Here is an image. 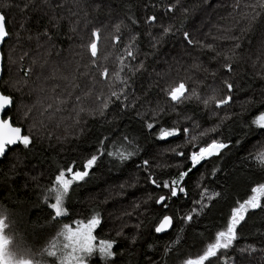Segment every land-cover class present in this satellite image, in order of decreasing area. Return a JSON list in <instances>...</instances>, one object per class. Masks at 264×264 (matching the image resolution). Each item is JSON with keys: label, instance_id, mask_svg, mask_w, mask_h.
<instances>
[{"label": "trees", "instance_id": "16d2710c", "mask_svg": "<svg viewBox=\"0 0 264 264\" xmlns=\"http://www.w3.org/2000/svg\"><path fill=\"white\" fill-rule=\"evenodd\" d=\"M40 1L0 0V4L8 5V7H0V13L6 17V31L10 34L1 48L3 71L0 90L4 94L13 96L15 100L3 116L11 117L14 125L22 128L23 134H28V120L23 122L19 117L21 112H27L29 108L24 109L23 102L20 103L16 94L9 91L3 84L7 78L3 48L14 30L20 29L19 23L22 19L30 25H32L30 22L34 23L32 31L41 27L39 31L48 32L56 45L51 49L53 53L56 48L65 51L69 46L71 20L83 18L85 21L98 22L101 16L106 15L102 12H106V8H109L111 10L109 16L113 18L109 20L107 16L108 20L112 24L117 20L123 22L121 38L130 35L137 37L138 43L135 44L137 55L135 59L124 57L123 65L120 67L121 76L129 78V87L126 88V92L130 107L121 110L120 101L110 96L112 90L106 89L108 84L106 79H110L116 65V63H108L104 65V69H107L105 75H101L104 69L100 74L93 71V76L97 79V81L94 80L96 93L101 94L102 98L109 97L113 101L107 109H104L103 116L94 111L97 109L95 107L94 114L84 123L78 136L66 142L56 143L32 133V144L29 149L13 146L6 155L0 157V207L7 209L11 226H14V229L11 227L13 233L15 231L19 236H23L26 232L31 233L27 236L28 240L25 238V242L37 245L43 242L53 229L63 223L88 219L91 213L96 211L100 213L101 218L104 217V220H101L95 235L116 241L113 249L115 255L111 258L115 264H182V261L189 256L201 254L206 244L214 239V233L219 230V226L222 223L226 224V213H230V207L234 206L235 200L246 198L254 182H264V169L255 159L256 150L264 141V129H257L251 124V119L259 114L258 109L264 110V13L252 22L251 27L242 18V12L249 11L245 5L255 4L257 1L103 0L101 7L96 8V2L99 0H94L92 3H84V0L78 3L77 0H71L70 9L67 10L62 5L54 3L60 0H47L54 3L49 6V13L52 14L53 20L44 15L43 8L37 11L33 9V3ZM237 3L240 5L239 10L236 7ZM26 4L27 7H25ZM169 5L175 6L172 12L167 11ZM85 13H87L86 16ZM148 15L157 17L156 21L151 24L145 23ZM218 15L221 16L220 21L215 25L218 34L213 30L210 36L217 38L219 36L220 39L218 41L204 39L206 44H212V49L215 48L216 53L219 52L221 55L217 57L215 51L207 52L208 49L201 48L200 45L190 50V45L184 40L183 31L190 33L192 27L198 28L201 25L199 21L204 23L202 28H205L210 19ZM129 16L136 19L137 23L133 24ZM169 24L173 25V32L165 38L164 43L153 49L152 37L159 36L163 27ZM176 29L182 30L177 32ZM112 30L114 36L118 37L113 26ZM22 33L29 34L24 31ZM201 36H203L202 30L195 34L196 39L198 38V41L202 43L204 39ZM233 36L239 39L233 40ZM120 41L119 38L114 44L119 45ZM235 43L241 45L239 49H236L240 58L232 64L233 71L228 72L222 64L225 54H232L228 50L234 47ZM216 45H220L222 49ZM122 46L111 50L113 60L119 55V49ZM191 55H200L199 59L203 60L198 71H194L193 65L189 63L188 57ZM141 61L144 67L133 72H129L128 68L124 67L128 65L135 68ZM195 79H199L196 82L200 84L202 92L216 88L220 95H224V90H227L224 80H229L234 88L232 100L227 106H221L219 113L212 118L204 105L195 99L184 100L181 104L173 105L165 90L178 82H183L187 92L190 93L191 80ZM116 82L114 91H119L123 85L117 80ZM196 92L201 96L198 91ZM159 108H163L164 112H159ZM154 109L159 113L157 117L152 116ZM29 117L32 119L45 116L31 115ZM185 117L189 118L185 119ZM223 117L227 118L222 120ZM145 120L148 122L157 120L158 123H155L154 128L150 130L146 127ZM190 120L200 126L213 124L211 128H215L216 131L210 132L209 136L228 144V148L194 168L182 184L186 188V194H180L179 198L169 200L170 207L165 209L156 205L154 199L160 194L167 193V190L150 184L147 176L151 173L162 185L165 179L170 181L178 177L179 171L187 170L191 167V163L185 157H176L171 151L172 148L184 142L182 132L178 137H170L166 141L157 140L155 133L161 126H173L174 121L181 129L187 125L193 130L192 125H189ZM46 125L50 127L48 122ZM122 134H127L130 138L135 137L136 144L140 148L138 156L131 157L123 163L107 156L109 147L112 150L121 148V144L113 142L117 138L122 140ZM105 137L108 138L105 151L97 164L89 170L90 176L86 177L85 181L74 184L65 198L67 216L53 220L49 210L42 203L44 199L42 195L40 196L42 189L45 186H51V178L59 169L66 168L74 161L82 170L83 158L96 152L100 146L99 140ZM237 140L241 141L240 145H237ZM180 150L187 153L191 151V148L188 145ZM145 159L149 160L150 172H146L143 167L137 168V165ZM178 162L179 169L175 167ZM77 164H73L74 170ZM213 168L216 169L215 174H213ZM132 174L141 177H134ZM140 183L145 187V193L143 189H138ZM121 185L124 187L121 188ZM111 187L120 198L128 197L126 200L121 199L120 203L126 202L130 205L138 199L147 208L138 225L139 230L135 241H132V237L120 239L101 231L107 223L105 209L107 206L111 209L113 204L111 202L105 204V200L98 199L97 196L103 195ZM205 188L208 192L215 191L220 195L211 201L207 200L205 204L208 207L199 216L193 214L194 218L185 223L182 216L192 207L199 209L200 205L193 202L200 200V193ZM135 192L143 195L135 199L133 198ZM150 195L153 196L152 200H149ZM94 197H96L95 200H93ZM119 211L122 214L125 213L124 208ZM157 213L175 214L173 226L167 233L159 235L154 232L153 217ZM248 225L250 231L240 232L233 247L222 252H225L229 258L242 259L244 264H264V243L261 242L264 240V213L257 210L248 221ZM247 245H252L255 251L248 250ZM166 246L170 247L168 255L164 254ZM242 248L245 249L243 252L240 251ZM89 264H110V261H102L97 255L89 260ZM214 264H226V262L221 259L216 260Z\"/></svg>", "mask_w": 264, "mask_h": 264}, {"label": "snow or ice", "instance_id": "6c2138e0", "mask_svg": "<svg viewBox=\"0 0 264 264\" xmlns=\"http://www.w3.org/2000/svg\"><path fill=\"white\" fill-rule=\"evenodd\" d=\"M79 3L80 0H77ZM94 0H84V3H92ZM103 3V0L96 2V8H100ZM0 7H8L7 4H0ZM27 7V4L25 5ZM174 5H169L167 8L168 12L174 10ZM237 9H240L239 3L236 5ZM245 8L249 11L242 12V18L247 22L249 27H251L252 22L260 17L264 13V0H257L255 4L245 5ZM186 11V10H185ZM87 13H85V16ZM129 19L133 24H136V19L129 16ZM157 17L154 15H148L146 17L145 23L155 22ZM123 22L117 23L114 25V28L117 32L121 31V26ZM21 27H24L22 24ZM182 29H176L177 32ZM99 28H93L91 31V42L86 46L90 51L91 56L95 58L97 56V40L99 39ZM173 32V25L169 24L164 26L162 32L159 36L152 37L151 47L156 49L158 45L165 42V38ZM10 34L6 31V17L4 14L0 13V42H3L6 37ZM41 35L48 37L49 40L52 39L49 36L48 32L45 31ZM184 40L189 45L198 43L201 48L207 47L212 49V44H204L199 41H193L188 31H183ZM119 37H113V42H116ZM233 40H238L239 37H232ZM138 43L137 37L132 35L128 44L125 45L126 55L128 57L136 58L137 52L135 50V44ZM241 45L235 43L234 47L230 48L228 51L231 52V55H225L224 62L222 67L225 68L228 72H232V64L237 61L240 57L236 53V49H239ZM27 55V53H25ZM217 57L221 53H216ZM23 56L21 57V60ZM123 62V57H119ZM36 61L33 60V63ZM96 61L93 60L92 64L95 65ZM128 68L129 72L141 69L144 67L143 62L136 65L135 68L124 65ZM195 68H199V65H193ZM107 69H104L101 72V75H105ZM29 71H25V76L29 75ZM115 78L119 81L123 87L119 88V91H110V96L115 98V100L120 101L119 108L123 110L126 107L131 105L127 103L128 93L126 88L129 87V78L122 77L121 72L118 71L115 74ZM24 83H27L25 80ZM224 85L227 89V93L220 95L219 90L212 88L210 94L201 97L195 89H192L190 93L186 94L185 84L183 82L179 83L177 86L170 87L166 89V95L170 98V101L173 102V105L181 104L184 100L195 99L196 101L202 103L205 108H210L212 104H215L217 109H220L221 106H227L232 100L233 93V84L229 80H224ZM19 84V82H17ZM16 85H13L15 87ZM111 89V84L109 85ZM17 90L19 88L17 87ZM79 97L77 100L79 101ZM98 101L101 100L100 96H97ZM113 101L109 97H104L102 103L94 111L98 112L99 115H104V109L109 107V104ZM15 103L14 97L9 94H4L0 92V156L6 155L7 150L11 146H23L24 149H29L32 144L31 134H23L22 128L20 126L14 125L11 117L4 118L3 113L6 109L10 108ZM247 103V102H246ZM51 107V105H49ZM175 110V108H173ZM79 111H85L84 108H80ZM31 112V108L27 112L23 113L24 117H27ZM159 112H164L163 108H159ZM259 114L255 115L251 119V124L255 125L257 129H264V110H259ZM89 114H92L90 111ZM158 111L153 110L152 116L157 117ZM213 115L216 113L213 112ZM227 117H223L226 119ZM188 119V117H185ZM145 125L148 129H153L154 124L158 123L157 120L153 122H148L145 120ZM247 126V124H245ZM199 127V125L194 124L193 130ZM190 129L184 127L181 129L176 122H173V126L159 127L158 132L155 133L156 139L160 141H166L170 137H178L181 132L184 136L183 145H177L175 148H172L171 151L176 157H185L191 163V167H188L187 170H180L178 177L171 179L170 181L165 179L161 183L153 177L150 173L147 176V181L154 185L156 188L166 189L167 193L160 194L157 198L154 199L156 205H160L163 208L167 209L170 207L168 201L172 198H179L180 194H186V188L182 186L185 182L186 177L189 173L192 172L201 162L208 160L213 156L221 154L222 150L228 148V144L222 142L219 139L212 138L210 142L205 141L202 145L200 140L205 137L209 132H215V128L205 129L198 134L191 135V140L188 139L190 134ZM107 137L99 140V147L96 149V152L91 154L89 157L83 158L82 161V170H80L79 165L76 161L73 164H77L75 170L73 164L68 165L66 168L59 169L54 177L51 178L50 187L44 191L43 204L49 210V215L53 220L59 217L67 216V210L65 206V198L69 195L70 188L74 184H78L80 181H85V178L90 176V169L97 164L98 159L101 158L105 151V145ZM114 144H121L120 149L112 150L111 147L107 150V156L113 158L114 160H119L121 163L128 161L131 157L138 156L140 148L136 144V138H130L127 134H122L121 138H117ZM237 145L241 144L240 140L236 141ZM191 146V151L185 153L180 150L184 146ZM255 159L260 163L262 169H264V150L256 153ZM143 167L146 172L149 170V160L145 159L141 164L137 165V168ZM178 169L180 168V163L178 162L175 165ZM216 169L213 168V174H215ZM124 185H121L123 188ZM170 193V195H169ZM220 194L212 191L208 192L205 188L201 191L200 200H196L193 203L200 205L199 209L192 207L187 214L182 216V219L185 223L190 222L194 216L193 214L199 216L205 208L208 207L207 204L203 203L205 196L209 201L213 200L214 197H218ZM153 196H149V200H152ZM43 210V209H42ZM264 213V182H254L251 186L250 194H246V198H239L235 200L234 206L230 207V213H226V224L222 223L219 226V230H216L214 233V239L211 242H208L203 248L201 254L195 255L194 257L189 256L188 258L182 261V264H214L213 258L215 260H225L226 264H244L242 259L237 260L235 258H229L225 252L222 250H228L233 247L234 241L237 240L238 234L244 230H249L248 221L256 214V211ZM8 211L6 208L0 207V264H49L47 258H54L53 264H89V258L98 254L99 258L102 261L109 262L110 264H115V261L111 258L114 257V244L116 243L113 239H104L98 238L94 234L97 227L101 224V217L98 212L91 215L89 219L85 220H73L71 223H63L60 230L56 235L48 242L47 246L41 249L39 252L32 253L28 249L22 251H16L12 248L14 238L6 234V229L9 227L7 221ZM175 214H159L153 217L154 222V232L156 234L166 233L167 230L173 225ZM158 221V222H156ZM119 236L120 233L118 232ZM132 241H135L137 238L133 236ZM264 243V240L261 241ZM175 243V242H174ZM151 247V245H149ZM248 250L255 251V248L252 245L246 246ZM245 249H240L243 252ZM170 252V247L166 246L164 249V254L168 255Z\"/></svg>", "mask_w": 264, "mask_h": 264}, {"label": "rangeland", "instance_id": "374dc122", "mask_svg": "<svg viewBox=\"0 0 264 264\" xmlns=\"http://www.w3.org/2000/svg\"><path fill=\"white\" fill-rule=\"evenodd\" d=\"M256 1L257 0H253V2ZM54 3L60 4L64 9L69 10L72 1L60 0L55 1ZM54 3L52 1L41 0L40 2L33 3V9L37 11L43 8L44 15L53 20L52 14L49 13V6L54 5ZM110 12L111 10L106 8V12H102L106 15L101 16L98 22L85 21L83 18L82 20H71L72 24H69V28H71L69 46L65 51L56 48L55 52L53 53H51V49L56 47V45L52 42V40H49L48 37L41 35L43 32H45L44 30L39 31L41 27H37L35 31H32V28L34 27L32 26L34 25L33 22H30L32 24L30 25L25 19L20 21L19 24H23L24 27L20 26L21 30L19 28L14 30L10 40L4 45L3 48L5 58V76L7 77L3 81V84L8 87L9 91L16 94L20 103L23 102L22 106L24 109L31 108L33 110L27 117H24L22 112L19 117L21 121L23 120V122L28 120V134L30 133L32 135L33 133L43 138L51 139L56 143L66 142V140L72 139L81 133L85 125L84 123L94 114V108H98L102 103L103 98L101 97V94L96 93L94 80L97 81V79H95L93 76V71L96 74H100L101 70L104 69V65L108 63H116L115 68H113V73L117 70L120 71V67L123 65V62L119 59V57L124 58L127 56L125 45L128 44L131 38V35L129 37L123 36L121 38L122 32H117L114 28V25L120 23L121 21L117 20L112 24L109 21L113 18V16H109ZM107 16H109V20ZM207 17L211 18V16ZM220 19V15L213 17V19L211 18L209 24L206 25L205 28H202L204 23L197 19L201 25L198 28L192 27L191 29L190 36L193 41H198V38L196 39L195 34L200 30L203 31V36H201L203 39L210 38V41H218V39H220L219 36L218 38L216 36H210V33L214 30L218 34V30H216L215 25L220 21ZM112 26L117 36L121 39L119 45L114 44L113 42V37L115 36L113 34ZM93 28L100 29L98 34L99 39L97 40V56L95 58L91 56L90 51L86 47L91 42V31ZM23 31L29 32V34L26 35L22 33ZM205 39L202 42L204 44L207 43ZM118 46L122 47L119 49V55L115 58V60H113L111 50ZM198 46V43H194L193 45H190V50L192 47ZM216 46L219 47V49H222L220 45ZM207 49V52L215 51V48ZM25 53H27V55H25ZM22 56L23 59L21 60ZM199 57L200 55H191L188 57L189 63L192 65H199V68L193 67L194 71H198L202 66L200 63L203 62V60L202 58L199 59ZM95 59L97 64L94 66L92 61ZM33 60L36 62L33 63ZM26 70L30 73L27 77L25 76ZM113 73L110 79L99 76L100 78L107 80L108 84L106 89H110L109 85L111 84L112 87L110 90L112 91H114L115 85L117 84ZM25 80L27 83H24ZM197 80L199 79L191 80V88L198 91L201 94V97L210 94L211 90L208 92H202L200 84L196 82ZM17 82H19V84H17ZM179 83L181 82L176 83L175 86H177ZM13 85L16 86L13 87ZM17 87L19 90H17ZM226 93L227 90H224V94ZM186 94H188L187 90ZM97 96L101 97L100 101L96 99ZM77 97L80 98L79 101L77 100ZM49 105H51V107H49ZM80 108H84L85 111H79ZM206 109L208 110L209 116L211 118L214 117L212 114L213 112H215V115H217L220 110L215 107V104H212L210 108ZM19 111L21 110L19 109ZM90 111L92 114H89ZM31 115L45 117H33L30 119L29 116ZM29 120H31V122ZM46 122H48V126L50 127H47ZM194 124L197 123L190 120L189 125L194 127ZM184 125H186L185 122ZM212 125L213 124L209 126L199 125V127H196L194 130L189 128L191 131L188 139L191 140V135L198 134L205 129H210ZM186 127L188 126L186 125ZM209 133L200 140L201 145L205 141H211L212 138L209 136ZM181 145H183V143ZM189 148H191L190 145ZM262 150H264V141L259 145L256 152L258 153ZM132 176L141 177L137 174H132ZM139 185L140 187L138 189H143L145 193V187L141 183ZM48 187L49 186H45L42 189V193H40V196L42 195L43 198L44 191ZM137 192L142 193L141 191ZM140 193L135 192L133 198L136 199L143 195ZM118 195L119 194L116 193L115 189L111 187L108 188V191H106V193L103 195L97 196L98 199L103 198L105 200V204H108L109 202L113 204L111 209L108 206L106 209L104 208L105 221H107V223L104 224V230L101 231L104 234L109 233L120 239H128L130 237L136 236L138 233V225L141 222L143 215H145L144 212L147 208L143 205V203L139 202L138 199H136V201L130 205L126 202L120 203L119 201L121 199L126 200L128 197L120 198ZM95 199L96 197L93 198V200ZM207 200V196H205L203 203H205ZM128 205L129 207H127ZM114 208L116 209L113 210ZM122 208L125 209V213L123 214L121 211H119ZM94 213H91V215ZM83 220L86 221L87 218ZM101 220H104V217H102ZM7 221L9 223V227L6 229V234L14 238L12 248L16 251L28 249L32 253L39 252L41 249L46 247L48 242L56 235L62 226L61 225L53 229V231L48 234L47 238L43 242H40L37 245H31L30 243L25 242V238L28 240L27 236L31 235V233L26 232L23 236H19L17 233H15V231L13 233L11 229V227L13 228L14 226H11L9 215H7ZM118 232L120 233L119 236L117 235ZM97 255L98 254L90 257L89 260L95 258ZM47 259L49 260V264H53L54 258ZM213 260L216 262L215 258H213Z\"/></svg>", "mask_w": 264, "mask_h": 264}, {"label": "water", "instance_id": "95a60500", "mask_svg": "<svg viewBox=\"0 0 264 264\" xmlns=\"http://www.w3.org/2000/svg\"><path fill=\"white\" fill-rule=\"evenodd\" d=\"M7 38V37H6ZM6 38H5V40H6ZM4 40V41H5ZM4 41L3 42H0V80H1V77H2V71H3V58H2V53H1V48H2V46H3V43H4ZM0 92H1V90H0ZM9 109V108H8ZM8 109H6L5 110V112L8 110ZM4 112V113H5ZM4 113H3V115H4ZM8 118V117H7ZM13 146H11L10 148H12ZM8 151V150H7ZM0 157H2V156H0ZM173 226V225H172ZM172 226L167 230V232L168 231H170V229L172 228ZM166 232V233H167ZM162 234H164V233H162ZM160 235V234H159Z\"/></svg>", "mask_w": 264, "mask_h": 264}]
</instances>
